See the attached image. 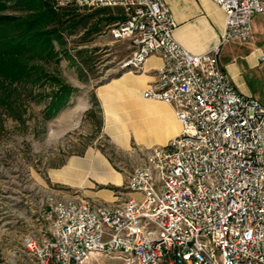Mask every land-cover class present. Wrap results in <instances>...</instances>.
I'll return each instance as SVG.
<instances>
[{"label": "built area", "instance_id": "obj_1", "mask_svg": "<svg viewBox=\"0 0 264 264\" xmlns=\"http://www.w3.org/2000/svg\"><path fill=\"white\" fill-rule=\"evenodd\" d=\"M211 1L224 31L195 54L175 40L164 0H54L57 8L123 10L110 30L128 42L119 69L138 73L159 55L143 97L171 105L181 130L137 152L117 202L48 194V236L24 239L28 264H82L96 254L123 264H264V103L240 94L219 62L223 44L249 42L264 0Z\"/></svg>", "mask_w": 264, "mask_h": 264}, {"label": "rangeland", "instance_id": "obj_2", "mask_svg": "<svg viewBox=\"0 0 264 264\" xmlns=\"http://www.w3.org/2000/svg\"><path fill=\"white\" fill-rule=\"evenodd\" d=\"M7 5L13 6V3L7 1ZM93 10L78 12L84 15ZM9 11L19 14L12 12L13 9ZM101 18L98 34L85 33L78 28L75 33L64 31L61 41H53L57 61L40 62L39 65L58 82L50 77L37 83L25 81L15 86L18 94L12 91L11 100H19L18 105H14V113L0 106V264H28L24 239L48 236L49 224L45 219L48 194L78 200L74 191L49 185L48 169L85 149L106 155L116 171L124 166L131 171L138 164V156L136 160L128 159L96 129L102 115L92 101V91L96 85L124 72L119 69V63L130 52L126 40L116 41L112 37L110 30L115 24L106 25ZM61 85L70 88L63 107L74 97L86 98L91 103L88 111L93 112L87 116V111L81 118L77 115L75 127L64 132V122L54 120L61 109L57 113L56 110L50 112L53 95L59 92ZM119 190L126 191L125 183ZM83 264H123V261L115 255L96 254Z\"/></svg>", "mask_w": 264, "mask_h": 264}, {"label": "crops", "instance_id": "obj_3", "mask_svg": "<svg viewBox=\"0 0 264 264\" xmlns=\"http://www.w3.org/2000/svg\"><path fill=\"white\" fill-rule=\"evenodd\" d=\"M164 1L178 23L174 38L182 47L201 54L219 42L225 15L211 0ZM219 62L240 94L264 103V14L253 17L247 44L220 47ZM161 63L159 55H152L138 73L122 72L92 91L102 115L100 136L128 159L136 160L140 150L166 145L181 130L171 105L143 97ZM68 103L54 119L64 122L63 132L73 129L77 115L81 118L91 107L86 98L74 97ZM129 172L125 166L116 171L100 151L85 149L48 169L47 181L51 187L74 191L78 199L110 204L121 199L119 189ZM97 186L101 188L94 189Z\"/></svg>", "mask_w": 264, "mask_h": 264}, {"label": "trees", "instance_id": "obj_4", "mask_svg": "<svg viewBox=\"0 0 264 264\" xmlns=\"http://www.w3.org/2000/svg\"><path fill=\"white\" fill-rule=\"evenodd\" d=\"M7 1L13 6H8ZM12 9L19 14L10 13ZM78 11L81 10L73 7L57 8L54 0H0V106L14 113V105L19 101L11 100L13 92L18 94L15 86L50 77L39 63L57 61L53 41H61L64 31L75 33L79 28L85 33L98 34L101 17L106 25L125 19L123 10L118 7L96 8L84 15ZM69 93L70 88L60 86L59 92L53 95L51 113L63 107ZM92 101L98 105L94 97ZM92 114L88 111L87 116ZM101 124L100 121L96 126L98 132Z\"/></svg>", "mask_w": 264, "mask_h": 264}, {"label": "bare ground", "instance_id": "obj_5", "mask_svg": "<svg viewBox=\"0 0 264 264\" xmlns=\"http://www.w3.org/2000/svg\"><path fill=\"white\" fill-rule=\"evenodd\" d=\"M89 259H90V257H89L88 259H86V260H89ZM86 260H85V261H86ZM85 261H84V262H85ZM84 262H83V263H84ZM83 263H82V264H83Z\"/></svg>", "mask_w": 264, "mask_h": 264}]
</instances>
